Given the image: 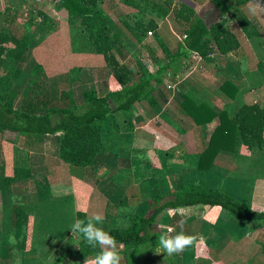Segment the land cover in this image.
I'll list each match as a JSON object with an SVG mask.
<instances>
[{
  "label": "crops",
  "instance_id": "obj_1",
  "mask_svg": "<svg viewBox=\"0 0 264 264\" xmlns=\"http://www.w3.org/2000/svg\"><path fill=\"white\" fill-rule=\"evenodd\" d=\"M23 1L28 0H0V27L10 25L9 13ZM187 1L199 11L209 0ZM252 2L235 7L223 17L240 42L238 50L219 58L211 54L209 60L189 54L179 62L177 72L166 74L161 91L155 90L130 109L100 121L102 147L91 165L62 161V132L0 133V175L3 172L12 176L16 167H27L32 173V177L7 187L0 180V264H51L79 237L70 231L77 217L88 219L99 213L104 222L97 226L105 231L126 228L129 216L147 214L150 201L164 196V188L169 191L193 182L219 189L238 201L249 200L253 210L262 212L264 142L260 149L248 150L241 145L235 156L220 150L211 168L198 169L217 120L198 125L181 107L184 97L189 96L197 104L204 103L233 117L245 103L264 105V13L251 15ZM26 4L48 17L45 24L34 28L24 55L31 56L45 74L50 98H57L65 88L72 103L79 105L84 100L83 85H94L101 96L118 87L79 20V34L72 31L75 17H79L76 8L87 4L81 0H31ZM97 8L109 18L112 33L122 39L113 50L115 57L133 71H139V63L149 71L156 68L150 52L164 62L160 42L174 52L182 41L183 24L171 14L159 18L152 11L134 8L122 0H97ZM152 19L156 26L151 36L136 29V23L146 24ZM84 36L87 43H83ZM16 43L11 34L9 46ZM37 65L24 68L12 64L7 68L6 73L15 72L17 79V87L11 92L15 108L27 98L35 82L29 72ZM224 80L236 86L233 98L220 89ZM167 83L173 87L168 88ZM23 85L26 89L19 93ZM84 205L87 214L79 210ZM188 207L191 215L183 231L196 237L193 244L171 255L170 260L159 250L150 249L136 258V264H193L194 259L204 258L207 253L212 256L209 264H264L263 222L240 220L218 206ZM179 219L165 211L157 228L163 233L161 225L173 226L179 232Z\"/></svg>",
  "mask_w": 264,
  "mask_h": 264
},
{
  "label": "trees",
  "instance_id": "obj_2",
  "mask_svg": "<svg viewBox=\"0 0 264 264\" xmlns=\"http://www.w3.org/2000/svg\"><path fill=\"white\" fill-rule=\"evenodd\" d=\"M251 1L253 0H209L197 11L187 0H177L175 4L173 0H164V3L154 0H122L134 8L152 11L159 18L171 14L183 24L182 41L176 51L171 52L160 42L166 57L164 62L150 52L156 68L149 71L146 65L139 63V71L136 72L121 64L115 57L113 50L122 39L119 34L112 33L109 18L97 8V0H81L87 5L76 8L79 12V24L88 32V39L92 41L96 52L103 55L118 87L101 96L94 85H83L84 100L75 105L65 88H61L57 98H50L45 88V74L37 65L35 68L38 69V74L35 75V82L27 98L19 108H15L14 96L10 92L11 71H8L0 75L3 91L0 93V133L45 135L62 132L59 147L62 161L77 166L91 165L102 147L101 120L113 113L130 109L155 90L161 91L160 84L166 74L177 72L179 62L189 54L197 53L201 58L209 60L210 54L219 58L238 50L240 42L223 17L235 7ZM260 1L264 3V0ZM37 13L43 17L41 21H37L38 26H41L47 22L48 17L39 10ZM155 26L153 19L146 24L136 23V29L141 33L152 31ZM10 39V32L0 30V66L7 57L21 60L30 43L28 35L18 39L14 46H9ZM220 89L230 98L237 92L236 86L228 80L223 81ZM181 107L198 125L217 120L208 145L200 155L198 169L211 168L220 150H227L235 156L241 145L248 150L263 146L264 105L245 103L233 117H229L226 111H215L204 103L197 104L189 96L184 97ZM29 177H32L29 168L16 167L12 176H5L2 172L0 180L7 187L14 181ZM194 205L218 206L240 220L261 221L264 225V211L253 210L249 200L238 201L219 189L210 188L202 182H193L188 186L170 189L164 196L159 195L151 200L148 213L130 215L126 228L115 227L108 231L116 238L118 245H123L120 252L122 264H136V258L150 249L159 250L170 260V256L163 253L159 245V237L163 234L157 228L159 218L168 209ZM80 218L86 219L84 216ZM98 251V248L86 245L80 237L75 247L66 249L51 264L85 261L94 257Z\"/></svg>",
  "mask_w": 264,
  "mask_h": 264
},
{
  "label": "clouds",
  "instance_id": "obj_3",
  "mask_svg": "<svg viewBox=\"0 0 264 264\" xmlns=\"http://www.w3.org/2000/svg\"><path fill=\"white\" fill-rule=\"evenodd\" d=\"M249 12L254 16L259 13H264V6H261L258 0H253ZM79 210L87 214V205L82 206ZM260 210L264 211V208H261ZM167 214L173 218L177 216L180 217L176 222L177 226L181 229L179 232H176V228L173 226H160L162 232L165 234L160 235L159 245L163 253L171 256L179 254L184 251L185 248L191 246L194 240H196V237L187 235L183 231L184 225L187 223V219L191 215L188 206H178L168 209ZM103 222V216L97 213L88 219H80L77 217L70 227L72 235L75 234L82 237L86 245L93 249H99L96 255L85 260L84 264H121L122 256L120 252L123 245H118L115 237L105 231L103 227L97 226L102 225ZM200 241L201 243L203 242L202 237L200 238Z\"/></svg>",
  "mask_w": 264,
  "mask_h": 264
},
{
  "label": "rangeland",
  "instance_id": "obj_4",
  "mask_svg": "<svg viewBox=\"0 0 264 264\" xmlns=\"http://www.w3.org/2000/svg\"><path fill=\"white\" fill-rule=\"evenodd\" d=\"M27 2H31V0H28ZM27 2L26 1L24 2L23 1V2H21L19 4V6L12 8V11L13 12L9 13V18H11L10 25H7V23H5V25H3L2 27H0V30L10 32V34H12V36H14V39L16 40V42L18 41V39H20V38H22L24 36H27V35L29 37H34L33 36L35 34L34 28H36V26H38V22L35 21V20H36V18L37 19H41V20L43 18L41 15H39L37 13L36 8H31V6H29L28 4H26ZM75 19L77 21H74V24L72 25V31L74 29L75 30V35H78L79 32H80L79 31V29H80L79 26L80 25L78 24V18L75 17ZM136 21H138V20H136ZM87 41H88L87 40V36H84L83 37V43H85V42L87 43ZM91 43H92V41H91ZM131 60H133V59H131ZM13 61L14 60H11L10 58L7 57L6 61L2 64V66H0V75H4L6 73L7 68L11 67L12 64L13 65L15 64V67L16 66H20V67H24V68H27L29 66L32 67V64L37 65V63H33L31 56H29L28 54L24 55L23 56V59H21V62H19L18 64L14 63ZM146 62H144V63H146ZM37 74H38V69H36V68H35V70L32 69L29 72V76L30 77H34L35 78V75H37ZM14 75H15V72L14 73H11V83H12V85L10 87V92H12L15 89V87H17V84H16L17 83L16 82L17 79L15 78ZM167 85L171 86V87H168L167 86L170 89L173 87L170 83H167ZM22 89H23V91H25L26 87L24 85L23 86H19V89H18L19 90V93L22 92ZM0 93H3L2 90H0ZM55 101H56L55 103H57L58 100L56 99ZM20 102H21V100L18 101V104ZM166 191L167 190L164 188V194L166 193ZM79 239H80V237H78L76 239V241L71 246V248L75 247L78 244ZM211 257L212 256H210L209 253H207V256H205L204 258H198L197 260L194 259L192 262H193V264H196V263L209 264L208 260Z\"/></svg>",
  "mask_w": 264,
  "mask_h": 264
},
{
  "label": "built area",
  "instance_id": "obj_5",
  "mask_svg": "<svg viewBox=\"0 0 264 264\" xmlns=\"http://www.w3.org/2000/svg\"><path fill=\"white\" fill-rule=\"evenodd\" d=\"M35 21H38V22H39V21H41V19H37V18H36ZM147 35H148V36H151V35H152V31H147ZM195 54L198 55L197 53H195ZM168 87H171V86L168 85Z\"/></svg>",
  "mask_w": 264,
  "mask_h": 264
}]
</instances>
